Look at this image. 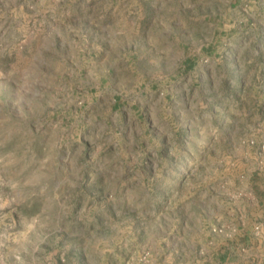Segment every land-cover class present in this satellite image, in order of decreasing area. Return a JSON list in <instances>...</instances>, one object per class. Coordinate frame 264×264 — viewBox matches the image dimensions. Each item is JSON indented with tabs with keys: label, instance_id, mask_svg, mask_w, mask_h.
<instances>
[{
	"label": "rangeland",
	"instance_id": "rangeland-1",
	"mask_svg": "<svg viewBox=\"0 0 264 264\" xmlns=\"http://www.w3.org/2000/svg\"><path fill=\"white\" fill-rule=\"evenodd\" d=\"M0 264H264V0H0Z\"/></svg>",
	"mask_w": 264,
	"mask_h": 264
}]
</instances>
